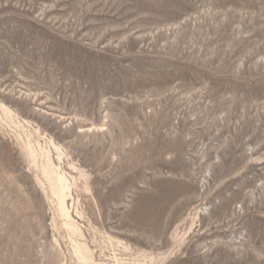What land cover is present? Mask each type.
Wrapping results in <instances>:
<instances>
[{
  "label": "rangeland",
  "instance_id": "rangeland-1",
  "mask_svg": "<svg viewBox=\"0 0 264 264\" xmlns=\"http://www.w3.org/2000/svg\"><path fill=\"white\" fill-rule=\"evenodd\" d=\"M0 264H264V0H0Z\"/></svg>",
  "mask_w": 264,
  "mask_h": 264
}]
</instances>
